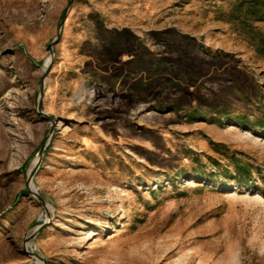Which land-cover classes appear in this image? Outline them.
I'll return each mask as SVG.
<instances>
[{
    "label": "rangeland",
    "instance_id": "obj_1",
    "mask_svg": "<svg viewBox=\"0 0 264 264\" xmlns=\"http://www.w3.org/2000/svg\"><path fill=\"white\" fill-rule=\"evenodd\" d=\"M69 2L0 0V264H264L261 14Z\"/></svg>",
    "mask_w": 264,
    "mask_h": 264
},
{
    "label": "water",
    "instance_id": "obj_2",
    "mask_svg": "<svg viewBox=\"0 0 264 264\" xmlns=\"http://www.w3.org/2000/svg\"><path fill=\"white\" fill-rule=\"evenodd\" d=\"M74 2V0H70L69 2V7L67 8L66 12L64 13L62 19H61V22L59 24V31H58V34H57V37L56 39L48 46V50L50 51L51 55H54V45L55 43L60 39L61 37V31H62V28H63V25H64V22L66 20V17H67V13L70 9V6L72 5V3ZM50 70V64L49 62L47 63V66L45 67V71H44V74H43V84H42V87H41V90H40V96H39V101H38V112L39 114H41L42 116H44L46 119L50 120L52 122V126H51V129H50V135L53 134L54 130H55V125L57 123V121L55 120V118H53L51 115L45 113L43 111V97H44V94H45V79L48 75V72ZM45 149H46V146L44 145L42 147V149L39 151V160L35 166V168L31 171L29 177H28V188L29 190H31L30 188V184L32 183V180H33V177L34 175L36 174V172L39 170L40 168V165H41V161H42V157L44 155V152H45ZM39 200H41L43 203H44V199L43 197L38 193V192H35L34 193ZM44 225H42L40 228H42ZM31 238H28L27 239V242L26 244L30 241ZM27 253H29L32 257H35L37 258V255L33 252H29L27 251Z\"/></svg>",
    "mask_w": 264,
    "mask_h": 264
},
{
    "label": "trees",
    "instance_id": "obj_3",
    "mask_svg": "<svg viewBox=\"0 0 264 264\" xmlns=\"http://www.w3.org/2000/svg\"><path fill=\"white\" fill-rule=\"evenodd\" d=\"M247 2H252V5H251V10L254 14H261V19L264 20V11L263 8H264V2L262 4V2H260L259 0H246ZM255 35H258L261 40L263 41L264 37L262 36V34L260 33H254ZM263 46H264V41H263ZM232 161L235 163L234 166H235V170H236V175L237 176H241L243 173L244 174H247V176H251V170H250V167L251 166H247V165H244V164H239L240 163V160L236 157V156H233L232 157ZM237 163V164H236Z\"/></svg>",
    "mask_w": 264,
    "mask_h": 264
},
{
    "label": "built area",
    "instance_id": "obj_4",
    "mask_svg": "<svg viewBox=\"0 0 264 264\" xmlns=\"http://www.w3.org/2000/svg\"><path fill=\"white\" fill-rule=\"evenodd\" d=\"M31 248H32V240H30L27 244H26V249L28 251H31ZM34 253V252H33Z\"/></svg>",
    "mask_w": 264,
    "mask_h": 264
},
{
    "label": "bare ground",
    "instance_id": "obj_5",
    "mask_svg": "<svg viewBox=\"0 0 264 264\" xmlns=\"http://www.w3.org/2000/svg\"><path fill=\"white\" fill-rule=\"evenodd\" d=\"M36 160H39V157H38ZM34 168H35V167H34ZM34 188H35V187H34V183L32 182V183H31V190L35 193Z\"/></svg>",
    "mask_w": 264,
    "mask_h": 264
}]
</instances>
